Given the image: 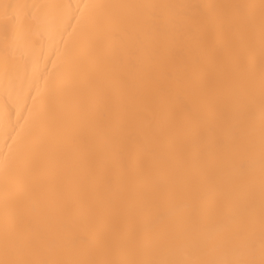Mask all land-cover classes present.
Segmentation results:
<instances>
[{"label": "bare ground", "instance_id": "obj_1", "mask_svg": "<svg viewBox=\"0 0 264 264\" xmlns=\"http://www.w3.org/2000/svg\"><path fill=\"white\" fill-rule=\"evenodd\" d=\"M0 264H264V0H0Z\"/></svg>", "mask_w": 264, "mask_h": 264}]
</instances>
